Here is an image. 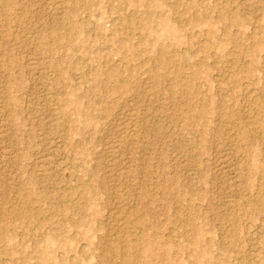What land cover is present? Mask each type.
<instances>
[{"label": "rangeland", "instance_id": "1", "mask_svg": "<svg viewBox=\"0 0 264 264\" xmlns=\"http://www.w3.org/2000/svg\"><path fill=\"white\" fill-rule=\"evenodd\" d=\"M262 130L264 0H0V264H264Z\"/></svg>", "mask_w": 264, "mask_h": 264}, {"label": "bare ground", "instance_id": "2", "mask_svg": "<svg viewBox=\"0 0 264 264\" xmlns=\"http://www.w3.org/2000/svg\"><path fill=\"white\" fill-rule=\"evenodd\" d=\"M51 6H52V5H51ZM251 92H252V91H251ZM255 97H256V96H255ZM198 99H199V98H198ZM201 99H202V98H201ZM131 121H132V120H131ZM134 121L137 122L136 119H135ZM132 123H133V122H132ZM253 123H254V122H253ZM130 124H131V123H130ZM257 124H258V122H257ZM132 125H133V124H132ZM132 125H130V126H132ZM135 125H137V124L135 123ZM133 126H134V125H133ZM262 129H263V128H262ZM245 131H246V130H245ZM248 131H249V130H248ZM248 131H246V132H248ZM262 131H264V130H262ZM135 132H136V131H135ZM131 133H132V132H131ZM241 133H242V132H241ZM243 133L246 134L244 131H243ZM244 134H243V135H244ZM130 135L132 136V134H130ZM134 135H135V134H134ZM246 135H247V134H246ZM249 135H250V133H249ZM262 135H263V134H262ZM241 136H242V135H241ZM134 137H137V135L134 136ZM244 137H245V136H244ZM247 137H248V136H247ZM131 138H132V137H131ZM242 138H243V137H242ZM135 140H137V139H135ZM248 140H249V139H248ZM244 141H245V140H244ZM133 142H134V141L132 140V143H133ZM246 142H247V139H246ZM129 143H131V142L129 141ZM125 145H126V144H125ZM133 145H134V144H133ZM245 145H246V144H245ZM247 145H248V144H247ZM117 146H118V145H117ZM119 146H120V145H119ZM128 146H132V144H130V145L128 144ZM133 147H134V146H133ZM122 148H124V147H122ZM115 149H116V148H115ZM119 149H121V148H119ZM130 149H131V148H130ZM233 149H234V148H233ZM133 150H134V149H133ZM237 150H238V149H237ZM131 151H132V150H131ZM134 151H135V150H134ZM132 155L135 156V154H132ZM239 155H240V154H239ZM142 156H143V155H142ZM129 157H130V156H129ZM133 158H135V157H133ZM130 159H131V158H130ZM231 159H232V158H231ZM231 159H230V160H231ZM136 160H138V159H136ZM130 161L132 162V159H131ZM133 161H135V160H133ZM138 161H139V160H138ZM135 163H136V162H135ZM132 164H133V162H132ZM41 166H42V165H41ZM237 168H239V167H237ZM134 169H135V168H134ZM235 169H236V168H235ZM240 169H241V172H242V168H241V166H240ZM66 170H67V169H66ZM236 170H239V169H236ZM236 170H235L234 172H237ZM67 173H68V172H67ZM132 174H133V173H132ZM236 174H237V173H236ZM236 174L234 173V177H235ZM69 175H71V174H69ZM129 175H130V174H129ZM241 175L243 176L242 173L238 172V174L236 175V177H237V176H238V177H241ZM244 175H245V173H244ZM72 176H73V175H71L70 177H72ZM128 177H129V176H127V178H128ZM130 177H131V175H130ZM133 177H134V176H133ZM238 177H237V178H238ZM60 178H61V177H60ZM246 178H247V177H246ZM67 179H68V178H67ZM71 179H73V178H71ZM131 179H132V178H131ZM234 179H236V178H234ZM125 180H126V179H125ZM132 181H133V180H132ZM235 181H237V180H235ZM66 182H67V181H66ZM72 182H73V181H72ZM239 182H240V180H239ZM240 183H241V182H240ZM240 183H239V185L241 186V184H243V183H241V184H240ZM243 185H244V184H243ZM243 185H242V186H243ZM68 186H69V185H68ZM70 186H71V185H70ZM237 186H238V185H237ZM134 187H135V186H134ZM64 188H65V187H64ZM237 188H238V187H237ZM241 189H243V188H241ZM245 189H246V188H245ZM236 190H237V189H236ZM238 190H239V189H238ZM246 190H247V189H246ZM137 191H138V190H137ZM234 191H235V190H234ZM238 192H239V191H238ZM241 192H242V190H241ZM241 192H240V193H241ZM68 194H69V193H68ZM126 194H127V193H126ZM78 195H79V194H78ZM241 195H244V193L242 192ZM80 196H81V194H80ZM80 196H78L77 199H78ZM81 197H82V196H81ZM122 197H123V194H122ZM236 198H237V197H236ZM75 201H77V200H75ZM71 204H72V203H71ZM176 209H177V208H176ZM48 239H49V238H48ZM45 240H46V239H45ZM51 242H52V240H51ZM134 244H135V243H134ZM45 245H46V244H45ZM46 246H47V245H46ZM130 247H132V246H130ZM127 248H128V250L130 249L129 247H127ZM127 248H126V249H127ZM129 252H130V251H129ZM131 252H132V250H131ZM125 253H126V252H125ZM129 254H130V253H129ZM131 254H132V253H131ZM137 255H138V254H137ZM127 256H128V253H127ZM129 256L132 257L133 255H129ZM139 256H140V255H139ZM131 257H129L130 260L132 259ZM129 258H128V259H129ZM133 258H134V257H133ZM135 258H136V257H135ZM255 258H256V257H255ZM130 260H129V261H130ZM132 260H133V259H132ZM134 260H135V259H134ZM130 262L133 264V262H135V261H133V262L130 261ZM136 263H137V261H136ZM137 264H138V263H137ZM140 264H141V263H140Z\"/></svg>", "mask_w": 264, "mask_h": 264}]
</instances>
